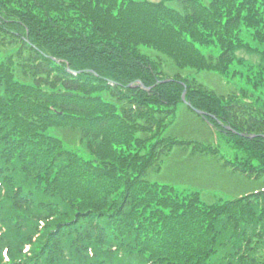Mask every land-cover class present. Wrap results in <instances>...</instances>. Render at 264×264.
I'll return each mask as SVG.
<instances>
[{"label": "trees", "instance_id": "1", "mask_svg": "<svg viewBox=\"0 0 264 264\" xmlns=\"http://www.w3.org/2000/svg\"><path fill=\"white\" fill-rule=\"evenodd\" d=\"M239 50L264 62V0H0V264H264V63ZM178 150L261 187L151 180Z\"/></svg>", "mask_w": 264, "mask_h": 264}, {"label": "rangeland", "instance_id": "2", "mask_svg": "<svg viewBox=\"0 0 264 264\" xmlns=\"http://www.w3.org/2000/svg\"><path fill=\"white\" fill-rule=\"evenodd\" d=\"M144 52L161 61V69L165 75L172 76L176 71V67L166 56L158 54L157 52L149 49H144ZM236 54L237 57L243 58V60L246 62V64L241 68H237L239 66H236V69L242 70L243 77H245L247 73H250V71H247V64L256 66L257 64L264 63L262 60H260L259 55L254 52L249 53L239 50ZM184 72L189 73L190 77L196 78L204 86L218 94L232 93L236 90L238 92V87L240 85L244 86V84L239 80H236V82L230 81L227 80L229 78H224L215 72H196L190 68L185 69ZM231 79H238V77ZM256 94L257 92L253 93L254 96H256ZM188 113L189 112L185 106H180L178 117L179 122L175 126L176 132L182 134H191L194 137L203 138V131L197 125L199 123L192 122L194 117H190V115H195L191 112L190 115ZM187 122H189L191 126L187 124ZM205 133H207L209 137L214 140V142H216L219 147H221L225 154H233V151L227 145H225V143L218 136H216V138L213 135L210 136V133L206 132V128ZM167 158H165L161 170L158 173L151 174L150 179L160 183L171 184L178 190L198 191L202 198L207 202H211L219 197L227 198L261 187V179H250L238 172L221 167L218 162H215L214 164L212 159L204 156L193 155L189 154L187 151L178 150L173 152L170 158ZM259 183L260 185H258Z\"/></svg>", "mask_w": 264, "mask_h": 264}, {"label": "water", "instance_id": "3", "mask_svg": "<svg viewBox=\"0 0 264 264\" xmlns=\"http://www.w3.org/2000/svg\"><path fill=\"white\" fill-rule=\"evenodd\" d=\"M182 99H184V92H183V94H182ZM196 111V113H198V114H201V115H205V113L204 112H202L201 110H195Z\"/></svg>", "mask_w": 264, "mask_h": 264}]
</instances>
